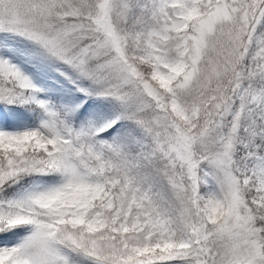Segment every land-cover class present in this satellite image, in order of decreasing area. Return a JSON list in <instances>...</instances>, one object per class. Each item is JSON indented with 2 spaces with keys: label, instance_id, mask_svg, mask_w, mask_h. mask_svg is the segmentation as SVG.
I'll list each match as a JSON object with an SVG mask.
<instances>
[{
  "label": "snow or ice",
  "instance_id": "1",
  "mask_svg": "<svg viewBox=\"0 0 264 264\" xmlns=\"http://www.w3.org/2000/svg\"><path fill=\"white\" fill-rule=\"evenodd\" d=\"M0 264H264V0H0Z\"/></svg>",
  "mask_w": 264,
  "mask_h": 264
}]
</instances>
